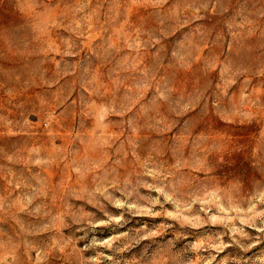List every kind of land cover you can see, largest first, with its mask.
Instances as JSON below:
<instances>
[{
	"label": "rangeland",
	"instance_id": "1",
	"mask_svg": "<svg viewBox=\"0 0 264 264\" xmlns=\"http://www.w3.org/2000/svg\"><path fill=\"white\" fill-rule=\"evenodd\" d=\"M0 264H264V0H0Z\"/></svg>",
	"mask_w": 264,
	"mask_h": 264
}]
</instances>
